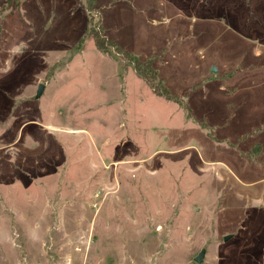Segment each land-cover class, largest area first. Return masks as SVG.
<instances>
[{
    "label": "rangeland",
    "instance_id": "374dc122",
    "mask_svg": "<svg viewBox=\"0 0 264 264\" xmlns=\"http://www.w3.org/2000/svg\"><path fill=\"white\" fill-rule=\"evenodd\" d=\"M203 249L264 264V0H0V264Z\"/></svg>",
    "mask_w": 264,
    "mask_h": 264
},
{
    "label": "trees",
    "instance_id": "16d2710c",
    "mask_svg": "<svg viewBox=\"0 0 264 264\" xmlns=\"http://www.w3.org/2000/svg\"><path fill=\"white\" fill-rule=\"evenodd\" d=\"M89 7L91 8L95 3V0H87ZM91 37L95 43V47L99 51L107 53H114L119 57L121 62L129 63L133 65V69L137 77H139L145 84L151 89L157 96L164 97L170 100H177L169 88L164 84V81L158 76L157 71L154 69V61L152 59L141 61L136 56H132L128 51L109 39L105 35L101 22L97 24V28L91 27Z\"/></svg>",
    "mask_w": 264,
    "mask_h": 264
},
{
    "label": "water",
    "instance_id": "95a60500",
    "mask_svg": "<svg viewBox=\"0 0 264 264\" xmlns=\"http://www.w3.org/2000/svg\"><path fill=\"white\" fill-rule=\"evenodd\" d=\"M43 89V85L41 84V86L39 87L38 91H37V99L40 98L42 95H41V91ZM231 239V236H225L223 238V240L225 242H227L228 240ZM204 253H205V250H201L200 253L194 258V261L197 262L198 264H201L203 261V256H204Z\"/></svg>",
    "mask_w": 264,
    "mask_h": 264
}]
</instances>
